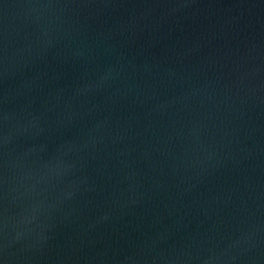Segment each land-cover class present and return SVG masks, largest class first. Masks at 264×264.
I'll list each match as a JSON object with an SVG mask.
<instances>
[{
    "label": "water",
    "instance_id": "1",
    "mask_svg": "<svg viewBox=\"0 0 264 264\" xmlns=\"http://www.w3.org/2000/svg\"><path fill=\"white\" fill-rule=\"evenodd\" d=\"M0 264H264V0H0Z\"/></svg>",
    "mask_w": 264,
    "mask_h": 264
}]
</instances>
